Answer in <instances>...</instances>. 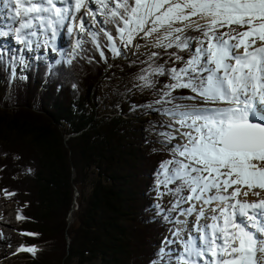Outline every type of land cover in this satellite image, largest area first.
I'll return each instance as SVG.
<instances>
[{
  "label": "trees",
  "instance_id": "trees-1",
  "mask_svg": "<svg viewBox=\"0 0 264 264\" xmlns=\"http://www.w3.org/2000/svg\"><path fill=\"white\" fill-rule=\"evenodd\" d=\"M86 41L70 64L33 58L25 71L0 51V195L19 206L23 242L43 247L24 264H165L155 246L173 203L154 187L169 143L159 107L168 103L156 107L153 94L171 79L152 76L155 87L140 92L116 86L108 98L103 83L149 69V53L104 48L105 62ZM169 59L156 63L180 66Z\"/></svg>",
  "mask_w": 264,
  "mask_h": 264
},
{
  "label": "snow or ice",
  "instance_id": "snow-or-ice-1",
  "mask_svg": "<svg viewBox=\"0 0 264 264\" xmlns=\"http://www.w3.org/2000/svg\"><path fill=\"white\" fill-rule=\"evenodd\" d=\"M7 5H13V19L19 18L15 39L29 50L30 37L37 32L25 29L50 30L54 40L69 20L79 22V31L88 35L105 62L104 48L119 57L124 49L139 50V39L145 40V47L164 50L149 53L156 66L142 70L146 74L137 77L143 82L138 87H155L151 77L167 74L173 82L154 103L196 101L164 110L173 120L169 127L179 125V136L165 134L169 143L181 142L161 165L158 185L167 192L159 195L176 197L170 211L195 214L192 229L186 228V220L176 221L185 227L177 228L176 239L167 243H179L182 250H169V264H264V199L240 201V188H233L264 190V0H6ZM73 30L67 27L69 36ZM86 42L77 39L74 51H86ZM162 54L170 58L166 64L180 66L156 63ZM176 89L194 95L174 96ZM221 103L228 106H205ZM185 203L190 206L182 208ZM20 250L35 255L38 249L33 245Z\"/></svg>",
  "mask_w": 264,
  "mask_h": 264
},
{
  "label": "rangeland",
  "instance_id": "rangeland-1",
  "mask_svg": "<svg viewBox=\"0 0 264 264\" xmlns=\"http://www.w3.org/2000/svg\"><path fill=\"white\" fill-rule=\"evenodd\" d=\"M83 38H84L83 40H85V39H87V36L83 37ZM135 42L136 41H134V43ZM138 42L141 45L139 50H136L135 48L124 49V55L126 57H131L134 54H136L137 56H142V55L148 54L150 52H153V50L157 49V48H152V47H145L144 45H145L146 42L143 39H139ZM116 43H117L118 46L120 45L119 40H117ZM258 43H261V42L259 40H257V44ZM14 51H15V48H14ZM241 51H243V50H241ZM43 55H46V54L43 53ZM37 56H38V53L37 54L36 53H34V54L29 53L26 56L25 59L23 58V56L21 58V48L18 49V56H17L18 60L17 61H18V64L20 65V69L25 71L26 70V64L28 63V61H31L30 59L32 57L37 58ZM46 60H47V62L49 64L50 59L46 57ZM147 70H149V69H147ZM144 74H146V73L143 71V72H141V73H139V74H137L135 76H132L130 78H126V79H123V80H119L118 79V80H115V81H112V82H104L103 85L101 86V92L104 95H106V97L109 98V97L112 96L111 93L113 92V90H114V88L116 86H120L123 89L129 90L131 93L132 92L143 91L142 87H138L143 82L141 80L137 79V77L139 75H144ZM172 82H173L172 80L169 81V83H172ZM146 90H148V89H146ZM181 90L182 89H176L173 92V94H176V95L180 96V95H182L181 94ZM153 95H154V97L156 99L155 101H157V100L161 99L163 94H161L160 92H154ZM189 95H194V93H192L188 89V91L183 96H189ZM185 101H188V100H181V101H177V102H173V103H168V105H166L163 108L162 111H161V108L159 107V113H160V115H162L163 120L165 121V124H167V126L165 125V129H166L167 133H172L173 135L179 136V134L176 133V131H175V128L179 127V125H175V127H169L170 124H173V120L168 115L164 114V110L165 109H171V108H168L169 105H173L174 106V104H176V103H183ZM194 102H196V101H191L190 103H194ZM160 104L161 103H156V107H157V105L159 106ZM147 115L148 114L145 113L143 116L147 117ZM179 142H181L180 139L172 140L171 143H168V146L162 148V150L165 153L163 161L169 160V159L172 158L173 154L170 152V149L173 147V145H175L176 143H179ZM162 171H163V169L160 170V172L158 170L156 171V185L154 187V190H155V194L154 195L159 197V199L162 202H164V203H170V202L173 203L176 200L174 195H172V194H165L163 196L159 195V193H161V192H165V193L167 192V190L164 188V186L162 184L158 185V180L163 179V176L160 175L162 173ZM168 187H175V185H169ZM236 187L240 188V193L238 194V197H240V198H242V197L245 198V195L243 193L246 192V191H249L251 193L252 192H259L260 196L259 197L256 196V198H258V199L264 197V190H261L259 188H255L254 191H251V190H249L247 188L246 185L245 186H240V185H234L233 186V188H236ZM233 188H229V192L233 191ZM77 194H78V191H77ZM184 205H189V204L185 203ZM197 207L199 208L200 205L198 204ZM75 209H76V207H75ZM2 210H4L5 216L0 218V220H1L0 221V227H3V230H0V232L2 233V231H3L4 234H6V235L8 234V237L11 240L9 238H7L6 241L4 242L5 247L9 248L10 250L7 252V256L6 257H3V258L0 259V264H24L25 260H24L23 257H24L25 254L23 253V251H19V244L22 242V237H21L20 231H19V230H22L21 228H19L20 227L19 206H18V204L15 201H9V199L7 197L0 195V211H2ZM193 217H195V214H193ZM164 218H166V215H164ZM69 219H70V222L73 221L74 217H73L72 214L70 215ZM168 223H171V222L168 221ZM167 234H168V231L166 230L163 233V235L161 236L162 237V239H161L162 241H161L160 245L156 244V246H155L156 249H158L159 246L163 247L165 245V243H166V239L165 238L167 237ZM173 247L174 246H170V249L173 250ZM36 248L38 249L36 251V255H37L42 250L43 247L39 246V245H36ZM24 252H27V251H24ZM157 253H158V256L159 255L161 256L163 252L160 253V249H158ZM9 256H11V257L9 258ZM158 260H161V258H159Z\"/></svg>",
  "mask_w": 264,
  "mask_h": 264
},
{
  "label": "bare ground",
  "instance_id": "bare-ground-1",
  "mask_svg": "<svg viewBox=\"0 0 264 264\" xmlns=\"http://www.w3.org/2000/svg\"><path fill=\"white\" fill-rule=\"evenodd\" d=\"M34 25H36V23H33ZM11 29V28H10ZM42 30H43V32H45L44 31V29L42 28ZM7 31H9V30H7ZM49 33L51 34V31L49 30ZM44 40V39H43ZM258 45V44H257ZM242 50V48L239 50L240 52H243V51H241ZM24 57H26V56H23V58ZM206 107H226V106H228L227 104L226 105H223V103H221L220 104V106H213V105H209V106H207V105H205ZM229 191V190H228ZM251 191H254V189H252ZM246 192H248V195L247 196H245V198H240V197H236V199H238V200H240V201H253V200H258V198H256V196L255 195H253V193L254 192H249V191H246ZM243 196V195H242ZM260 199H264V197H262V198H260ZM5 216V212H4V210H2V211H0V218L1 217H4ZM185 217V216H184ZM190 216H188V217H185V218H189ZM1 221V220H0ZM181 227L182 228H184L185 227V225H183V224H181ZM0 230H3V227H0ZM0 234H2V235H0V259L1 258H3V257H6L7 256V252L10 250L9 248H6L5 247V244H4V242L6 241V239L7 238H9L8 237V234L6 235V234H4L3 233V231H2V233L0 232ZM10 239V238H9ZM11 240V239H10ZM12 256V255H11ZM11 256H9V258L11 257ZM6 262V261H5Z\"/></svg>",
  "mask_w": 264,
  "mask_h": 264
}]
</instances>
